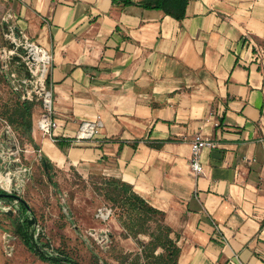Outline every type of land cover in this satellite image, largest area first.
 I'll list each match as a JSON object with an SVG mask.
<instances>
[{"label":"crops","instance_id":"0c3cea01","mask_svg":"<svg viewBox=\"0 0 264 264\" xmlns=\"http://www.w3.org/2000/svg\"><path fill=\"white\" fill-rule=\"evenodd\" d=\"M140 1V0H133ZM52 54L54 169L120 179L163 213L178 264H264V0H187L177 20L111 0H0ZM83 121L98 133L76 140ZM194 134L216 142L189 166Z\"/></svg>","mask_w":264,"mask_h":264},{"label":"rangeland","instance_id":"374dc122","mask_svg":"<svg viewBox=\"0 0 264 264\" xmlns=\"http://www.w3.org/2000/svg\"><path fill=\"white\" fill-rule=\"evenodd\" d=\"M4 32L0 25V50L7 47ZM16 102L17 97L0 68V132L8 123L21 133L5 115ZM21 138L22 145L37 151L35 141L36 145L24 135ZM28 161L32 164L31 175L18 194L35 218L31 228L44 249L52 253L62 251L79 264H128L133 253L140 254L141 262L148 260L144 250L159 216L152 220L141 217L137 223V219L127 217L123 206L112 207L106 202L101 176H83L74 169H54L50 165L45 169L42 156L34 154L29 155ZM104 207L111 209L108 218L97 216ZM19 208L16 201L0 197V264H51L31 252L16 232L18 222L27 217ZM9 210H13L11 215ZM159 252L160 248L154 250L155 254Z\"/></svg>","mask_w":264,"mask_h":264},{"label":"built area","instance_id":"2783aa9c","mask_svg":"<svg viewBox=\"0 0 264 264\" xmlns=\"http://www.w3.org/2000/svg\"><path fill=\"white\" fill-rule=\"evenodd\" d=\"M2 20L5 24L4 37L7 42V47L0 50L2 66L10 71L11 83L21 99L40 106L41 112L35 120L37 130L47 135L51 141H55L52 133L58 123L53 116V98L48 86L52 54L40 44L18 33L14 18L10 14L4 16ZM13 60L23 64L26 69L23 75L15 72ZM99 127V121H83L75 139L79 141L92 138L98 133ZM214 147L216 142L201 134H194L191 137L189 166L195 176L202 174L204 170L200 159L202 149ZM34 153L33 148L21 144L18 134L6 123L3 132H0V191L19 195V191L30 178L32 164L28 160L29 155ZM110 214L111 209L104 207L98 210L97 216L108 218Z\"/></svg>","mask_w":264,"mask_h":264},{"label":"trees","instance_id":"16d2710c","mask_svg":"<svg viewBox=\"0 0 264 264\" xmlns=\"http://www.w3.org/2000/svg\"><path fill=\"white\" fill-rule=\"evenodd\" d=\"M111 1L114 4H120L123 6L137 5L145 9L161 10L165 14H168L177 20H180L185 16L187 5V0ZM0 25L4 30L5 24L2 18H0ZM18 62L19 61L15 60L12 62L13 66H15V72L18 75H23L26 72V69L21 62ZM0 68L6 83L17 97V102L11 107V109L5 111V115L8 121L14 124L16 128L21 131L20 133L13 127L19 136L21 144V136L24 135L28 141L36 145L32 135L33 115L36 104L22 100L19 93L15 90L11 83L12 78L10 71L6 70L3 66H0ZM35 148L38 149V146ZM42 162L45 169H48L49 162L47 158L42 157ZM102 179L104 185L101 187V190L103 191V197L106 202L110 203L112 207L117 205L123 206L125 210L124 212L126 213L127 217L130 218V220L137 219L138 223V220H140L141 217L149 220L154 219V216L160 217L159 221L156 223L155 229H153L150 233L151 239L144 250V252H148L147 256L149 258H146V260H148L141 262L140 254L133 253L131 261L128 264H178L179 247L170 237L171 228L163 222V213L152 207L146 202L145 199L136 194L130 184L117 178L102 177ZM4 199L8 200L6 198ZM23 205H21L22 209H24ZM31 227L32 225H29L28 220L25 219L18 222L16 232L19 234L23 244L40 260L51 264H79L62 251L52 253L44 249L43 245H41L34 237V232L32 231ZM129 227L130 230H133L132 226ZM156 248H160L161 252L155 254L154 250ZM126 259H128L127 256L123 258L124 261H126ZM104 264L109 263L104 261Z\"/></svg>","mask_w":264,"mask_h":264},{"label":"water","instance_id":"95a60500","mask_svg":"<svg viewBox=\"0 0 264 264\" xmlns=\"http://www.w3.org/2000/svg\"><path fill=\"white\" fill-rule=\"evenodd\" d=\"M0 197L1 198L14 197L15 199H17L20 202H22L25 207L29 208L28 205L26 204V202L19 195L15 194V193L0 192ZM7 213L11 215L13 213V210H9ZM34 221H35V218L33 216H30L28 218V224L29 225L33 224Z\"/></svg>","mask_w":264,"mask_h":264},{"label":"flooded vegetation","instance_id":"af4514ba","mask_svg":"<svg viewBox=\"0 0 264 264\" xmlns=\"http://www.w3.org/2000/svg\"><path fill=\"white\" fill-rule=\"evenodd\" d=\"M0 192H2V191H0ZM20 197H21V196H20ZM6 199L11 200V201H16V202L18 203V206L20 207V208H19V211H24L25 214L27 215V217H26L27 220H28L29 216H32V215L30 214V212H28V209H29V208L25 207V206L22 204V202H20L19 200L15 199L14 197H7ZM21 205H23L24 210L22 209V206H21ZM27 212H28V214H27Z\"/></svg>","mask_w":264,"mask_h":264}]
</instances>
